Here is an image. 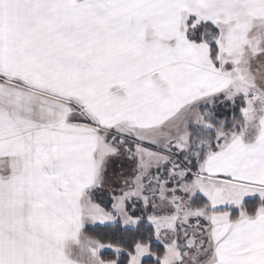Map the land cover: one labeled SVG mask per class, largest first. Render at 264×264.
Wrapping results in <instances>:
<instances>
[{
  "label": "snow or ice",
  "instance_id": "1",
  "mask_svg": "<svg viewBox=\"0 0 264 264\" xmlns=\"http://www.w3.org/2000/svg\"><path fill=\"white\" fill-rule=\"evenodd\" d=\"M0 264H264V0H0Z\"/></svg>",
  "mask_w": 264,
  "mask_h": 264
}]
</instances>
